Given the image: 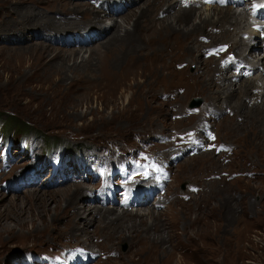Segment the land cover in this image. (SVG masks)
<instances>
[{"label":"rangeland","instance_id":"obj_1","mask_svg":"<svg viewBox=\"0 0 264 264\" xmlns=\"http://www.w3.org/2000/svg\"><path fill=\"white\" fill-rule=\"evenodd\" d=\"M169 1L179 2L178 8L195 5V24L204 18H221L227 10L243 14L237 17L243 20L240 26L232 18L225 23L208 21L199 36H190L195 40L186 41L176 30L161 36L150 34V27L161 21L156 17L160 11L156 10L157 0H62L64 4L48 7V0H39L34 1L36 8L56 23L48 27L39 17L41 21L33 24L43 34L30 27L20 29L11 40L15 31L5 33L0 28V219L19 233L17 240L0 241V264H34V257H41L39 262L65 258L64 264H87L80 249L91 257L97 254L92 264H159L164 259L159 240L155 239L159 246L154 248L130 231H147L151 239L152 235L172 233L174 238L164 245L177 243L169 253L183 264H228L227 255L224 259L221 253H212V248L214 244L226 248L225 239L240 219L248 235L240 264H264V104L257 103L262 98L255 94L264 89L263 39L255 38L258 44L251 45L254 30L242 6L211 8L193 3L184 7L181 0ZM28 2L34 5L33 0ZM127 3L128 10L120 6ZM151 6L149 15L139 20L142 7ZM113 8L123 11L113 16ZM96 9L105 18L107 30L114 27L105 37L116 29L121 34L124 29L137 30L142 40L134 41V50L131 44L121 50L109 47L110 38L99 39L95 33L89 36L85 32L86 39L74 36L99 28L83 27ZM159 14L164 15L163 11ZM166 18L173 24L178 21L175 12ZM219 23L223 24L218 27ZM7 27L17 30L10 24ZM226 31L228 36L214 39ZM150 39L155 47H163L161 63L156 64L148 52ZM192 42L194 51L187 52L182 44ZM135 43L140 47L135 49ZM220 43H229L239 58L247 55L253 74L234 77L232 67L223 66L221 59L205 57L208 47ZM256 45L258 48H252ZM188 85L192 86L190 92ZM11 116L17 118V125H9ZM209 130L212 136L207 135ZM188 139L208 140L216 149L225 144L232 151L201 149L193 155V143H185ZM142 147L148 151V155L141 154L147 156L145 163L167 165L171 180L158 200L145 196L152 205L126 210L136 213L149 208L157 219L149 216L141 224L140 216L127 217L125 227L119 222L124 227L121 230L114 217L122 211L103 205L96 197L103 189L102 174H115L116 162L123 157L133 160ZM178 154L180 159L170 160ZM147 182L141 180L140 186ZM77 187L81 188L80 198L74 194ZM54 197L61 200L55 202ZM69 202L74 204L66 206ZM82 205L79 225L89 230L74 233L70 219ZM97 208L117 210L105 214L106 228L98 226L102 214L94 215ZM205 210H209L207 222L217 239H190L202 225Z\"/></svg>","mask_w":264,"mask_h":264},{"label":"bare ground","instance_id":"obj_2","mask_svg":"<svg viewBox=\"0 0 264 264\" xmlns=\"http://www.w3.org/2000/svg\"><path fill=\"white\" fill-rule=\"evenodd\" d=\"M29 0H0V28H2V30L1 31H3V30H6L5 31V33H7L8 31H10V30H12V31H15V33L13 32V34L15 35V37H13V38H11V40H13V39H16L17 38V33L16 32H19V31H22V30H27V28H30V27H32V29H34V31L36 30V31H38V32H40V33H42L43 34V31H40L39 30V28H37L38 27V25L37 26H35L34 27V24L33 23H35V21L36 22H39V21H41L40 19H39V17H41V19H42V21H43V23L44 24H46L48 27H50L52 24H56L55 23V19H53L51 16H49L48 14H46L44 11H41L40 9H38V8H36V7H39V6H37V5H35V3H34V1L36 2V1H39V0H33V2H32V4H34V5H32V6H29L28 5V2ZM9 2H12V4L10 5L9 4ZM46 2V1H45ZM72 3V2H71ZM157 5H156V10L158 9V10H160L159 12H162L163 11V13H164V15H162V16H160V14H159V16H158V11L156 12L157 13V19H160L159 21H160V23L157 25V26H159V25H162L160 28L159 27H157L156 26V24H155V26L154 27H150L151 29L149 30V32H150V34H155V36H161V35H163V33H165L166 31L168 32V31H171V32H173L174 30H176V33H178V36H183V39H185L186 41H188V39H193V40H195V38L197 37V35L199 36L200 35V30L202 29V28H204V27H206L209 23H207L206 24V22H208V21H212V23L213 22H216V21H219L220 19L221 20H223V23H225V21L227 22V20H225V19H228V18H232V22H235V23H237L238 25L240 24V21L241 20H243V19H238L239 18V16H241V14L240 13H236V14H234V12L232 11V10H227V11H225L223 14H222V17L220 18V16L219 17H217V19L216 20H212V17L211 18H204L203 20H200V22L199 23H197V24H195L194 23V15L196 14V6L194 5V6H191V7H189L188 9H186V8H183V7H179L178 8V3L177 2H170L169 0H157ZM49 4H53V5H60V4H64L63 2H62V0H48V3L46 4V6L47 5H49ZM77 6H78V4H77ZM121 7H124V9H126V10H128L129 8L127 7L128 6V3H127V5H125V6H123V5H120ZM48 7V6H47ZM230 7V6H229ZM44 8V7H43ZM153 7L151 6L150 8H148V7H146V8H144V7H142V9H141V11L139 12V17H137L139 20H142L144 17H146V16H148L149 15V13H150V11H151V9H152ZM231 9H233L232 7H230ZM147 9H149V12L147 11ZM113 16H115V15H117L118 13L120 14L122 11H123V9H114L113 8ZM155 10V11H156ZM214 11V13H216V11L215 10H213ZM173 12H175V13H177V16H178V18H176L178 21H177V23H175V24H173L172 22H170L166 17H168V16H171L172 15V13ZM91 13H93L94 14V16L93 17H90V19L89 20H87V21H85V25L83 26V27H92L93 25H100L99 26V28H97V29H92V28H90V29H87V30H83V31H81V32H79V33H77V34H75L74 36H78V37H80L79 39H86L85 38V36H84V34H85V32H87V33H89V36H91L92 34H94L95 33V35L97 34L98 35V37H99V39H102L103 37H105V35H107V33H109V31L112 29V28H114V27H112V28H110L109 30H107V28H108V26L107 25H104V21H105V18H101L102 16H101V14H100V11L98 10V9H96L95 10V12L94 11H92ZM155 13V14H156ZM219 15V14H218ZM176 16V15H175ZM242 16H243V14H242ZM241 16V17H242ZM6 17H8V18H6ZM214 17V16H213ZM238 17V18H237ZM7 20H6V19ZM55 18V17H54ZM166 18V19H165ZM175 19V20H176ZM248 20H249V18H247ZM246 19V20H247ZM68 20V19H67ZM166 20H168V22L166 23ZM171 20V19H170ZM245 20V19H244ZM229 21V20H228ZM73 22H74V24H76L77 23V21H75V20H73ZM84 22V21H83ZM82 22V23H83ZM170 22V23H169ZM211 23V24H212ZM223 23H219L220 25L218 26V27H220ZM8 24H10V25H12V26H15V28L17 29V30H14V29H12V28H9L8 29V27H7V25ZM216 25V24H215ZM218 25V24H217ZM216 25V26H217ZM225 26V25H224ZM240 26V25H239ZM11 27V26H10ZM34 27V28H33ZM20 29H22V30H20ZM216 29V28H215ZM24 31L21 33V35H23L24 34ZM33 31V32H34ZM35 31V32H36ZM119 30H115V32L113 33V34H111V35H109V37L107 36V37H105L107 40L110 38V41H108L107 42V45H109V47H111V46H115V47H117L118 46V50H121V47L122 46H125V45H129V44H131V46H132V50H134L133 49V46H134V41L136 42V41H139V40H142L141 38H140V34L137 32V30H135L134 28L132 29V30H130V29H124V34H121V33H119L118 32ZM4 32V31H3ZM34 32V33H35ZM45 32V31H44ZM121 32V31H120ZM221 32H222V30H221ZM148 33V32H147ZM167 34V33H166ZM86 36H88L87 34H85ZM141 35H143V34H141ZM168 35V34H167ZM229 35V33H228V31H226L225 33H223V35L221 36V37H219V36H215L214 35V39H221V38H224V37H226V36H228ZM190 36H195V38H192V37H190ZM9 37H10V35H9ZM8 38V37H7ZM211 38L213 39V36H212V34H211ZM76 39V38H75ZM96 39V38H95ZM105 39V40H106ZM10 40V39H9ZM106 40V41H107ZM17 41H19V40H17ZM22 41V40H21ZM27 41V40H26ZM103 41H104V39H103ZM149 42H152L151 44H150V46H149V54H151V57H155V60H156V64L157 63H161V58L162 57H165V53H164V51H163V47H162V51H161V47H160V45H158V47H155L154 46V39H150L149 40ZM198 43V42H197ZM240 43V42H239ZM238 43V44H239ZM242 43H243V41H242ZM153 44V45H152ZM155 44H156V42H155ZM193 44V45H192ZM194 42H192L191 44H187V45H185V44H182L183 46H185L186 48H187V52H193L194 51ZM171 47H173L174 46V43L172 42V40H171ZM197 45V44H196ZM235 45V44H234ZM239 46V45H238ZM240 46L241 47H243V45L240 43ZM137 47H140V45H139V43H135V49H137ZM238 48V49H242V48ZM185 48V49H186ZM252 48H258V46L256 45V46H252ZM16 52H17V50H16ZM27 52V51H26ZM22 55V54H21ZM111 55V54H110ZM68 56V55H67ZM136 56V55H135ZM121 59V58H120ZM120 59L118 58V59H116V63L120 66L121 65V62H119L120 61ZM123 59V58H122ZM133 60H134V58H133ZM192 60V59H191ZM86 61V60H85ZM242 61H245V62H248L249 63V60H248V57H247V55L245 56V58H243V60ZM114 62V61H113ZM153 62V61H152ZM98 63V62H97ZM112 63V62H111ZM111 63H108L107 65L109 66V64H110V67H113V64H111ZM127 63H128V61H127ZM130 63V62H129ZM131 64V63H130ZM124 65H126V64H124ZM252 65V64H251ZM79 66V65H78ZM103 66V65H102ZM127 66V65H126ZM135 66V65H134ZM75 67V66H74ZM81 67V66H80ZM99 67H101V65L99 66ZM103 68V67H102ZM229 67H227V68H222V73L224 72V71H226V70H229L228 69ZM253 68H255V67H253ZM75 69V68H74ZM108 69H110V68H108ZM119 69V68H118ZM155 70L159 73V72H161L160 70H161V68L159 69V68H155ZM74 71V70H73ZM91 71V70H90ZM130 71H133V70H131L130 69ZM129 72V71H128ZM112 75H114L115 74V72L114 71H112V72H110ZM123 75V72H122V74H121V76ZM129 75V74H128ZM124 76V75H123ZM112 77V76H111ZM126 77H128V76H126ZM106 78V77H105ZM225 78V77H224ZM248 79H250V78H248ZM113 80V79H112ZM126 80V79H125ZM250 82H251V80H249ZM110 82V81H109ZM251 84V83H250ZM188 87H189V92L192 90V86H190V85H188ZM254 88V87H253ZM252 88V89H253ZM257 89V88H256ZM186 90H187V88H186ZM254 90V89H253ZM220 90H217L216 91V94H215V97H220ZM256 94V97L257 98H259V97H261L262 98V100H261V102H258L257 101V103L258 104H264V89L262 90V91H260V92H258V93H255ZM231 95V93L230 94H228V96H230ZM219 99H221V97L220 98H217V104L219 103ZM212 107H213V104L211 105ZM215 106V105H214ZM221 106V105H220ZM251 106V105H250ZM260 106V105H259ZM246 108H247V106H246ZM256 108V107H255ZM259 108V107H258ZM260 108H261V106H260ZM215 109V108H214ZM262 109V108H261ZM253 110V109H252ZM218 111V110H217ZM261 112H263V111H261ZM255 118V117H254ZM257 119V118H256ZM264 124V123H263ZM262 124V125H263ZM217 172V171H216ZM241 184V183H240ZM78 188V187H77ZM81 188L79 187L75 192H74V194H76V196L77 197H79L80 198V196H79V193L81 192V190H80ZM233 190H235V189H233ZM243 194V193H242ZM246 194V193H245ZM237 195V194H236ZM243 197V196H242ZM151 198V197H150ZM240 198V197H239ZM58 200L60 201L61 199H57V197H54V201L55 202H58ZM45 201H47V199L45 200ZM51 201V200H50ZM230 202H231V200H230ZM142 204H144L143 206H145V205H152L151 203H150V201H149V199H146V197H144L143 198V200H142V202H141ZM72 204H74L73 202H69V203H67V205L66 206H69V205H72ZM73 207V206H72ZM85 208V206H80V207H78V211L76 212V214H74V215H72V218L70 219V221H72L73 222V225H72V229L73 230H71V231H73L74 233H78V232H87L88 230H89V227L87 226L86 227V225H84L83 227H81L80 228V225H79V223H80V219H81V217H80V215L82 214V210ZM94 209V208H93ZM146 211L147 210V212H144V211ZM89 211H93V210H91V209H89ZM113 211H116L117 212V210H113V208L112 209H96L94 212V215H96V214H99V215H101L102 214V216H100L99 217V221H98V226L101 228V229H103V228H106V226H109L108 224H107V222H105V220L104 219H106V216H105V214L106 213H108V214H112L113 213ZM128 211H129V209H128ZM67 212V211H66ZM69 213V212H68ZM134 212L132 211V212H127L126 210L124 211H122V212H120L118 215H116L115 217H114V221L116 222V223H118L119 224V222H122V224H123V226L125 227V223H123V221L124 220H126V218L127 217H135V215H138V216H140V222H141V224H142V222H144L145 221V218L147 217H151L152 219H153V221H155L157 218H155V213H154V211H152V210H149V208L148 209H146V208H140V209H138L137 210V212L136 213H134ZM209 213V210H205L204 211V214H202V225L200 226V227H198V229L196 230V231H194L193 233H191L190 235H191V237H190V239H200V238H204V239H206V240H208V241H210L211 239H217V234H215V231H213V230H210L209 229V222H207V214ZM107 214V215H108ZM159 214H161V212H159ZM64 215V214H63ZM141 216H143V217H141ZM209 216H210V214H209ZM61 217V216H60ZM64 218V217H63ZM93 218V217H92ZM95 218H97L96 216H95ZM95 218H93L92 220H94ZM112 219V218H111ZM128 219V218H127ZM91 220V221H92ZM130 220V219H129ZM167 220V219H166ZM3 220H1L0 219V241H4V240H17V237H18V234L19 233H17L16 231H15V229L13 228V225H11V227H8L10 224L9 223H7V221H3ZM67 221H69L68 219H67ZM91 221L89 222L90 224H91ZM147 221V220H146ZM158 221V220H157ZM242 221V219H240L239 220V222H238V225H237V227L235 228V230L234 231H232V233H231V235H229V236H227V238L225 239V245H226V248L223 250V249H221L219 246H216L215 244L213 245L214 247L212 248V253H214V254H219V253H221L223 256H224V259L226 258V255H227V261H228V264H240V261L242 260H240V256L244 253V246L246 245V243H245V240H246V237L248 236H246V234L247 233H245L246 231L244 230V228H243V226H241L240 225V222ZM45 222V221H44ZM71 222V223H72ZM94 222V221H93ZM167 221H165L164 223L162 222H158V223H161L162 224V226H165V223H166ZM156 223V222H155ZM154 223V224H155ZM122 224L120 223L119 224V226H120V228H121V230H123L124 229V227L122 226ZM68 225V224H67ZM93 225H94V223H93ZM129 225V224H128ZM153 225V224H152ZM167 225V224H166ZM138 226V225H137ZM48 227V226H47ZM156 227V226H155ZM45 228V227H44ZM70 230V229H69ZM106 230V229H105ZM111 230V229H110ZM112 230H113V228H112ZM148 230V229H147ZM156 230V229H155ZM40 231V230H39ZM130 231V230H129ZM72 233V232H71ZM118 233H119V231H118ZM118 233H116V235H118ZM123 233V232H122ZM158 233V232H157ZM105 234H108L107 233V231H105ZM7 235V237L5 238V236ZM71 235V234H70ZM116 235H115V237H116ZM130 235H132V236H138V238L137 239H139V240H141V239H143V240H145V244H147V243H149V242H151V243H149L151 246H153L154 248H157V246H159V241H160V244H162V245H160V246H162L163 247V252H162V255H166V256H163L164 257V259H162V261L159 263V264H183V262L181 261H176V258H174L173 257V255H172V253H173V251L170 249V248H172L173 246H175V245H177V243H174V241L173 242H171L168 246H165L164 244H166V243H168L169 241H171L173 238H174V235L172 234V233H168V235H167V237L166 236H164L163 234H157V235H152V236H154L153 237V239H151L150 238V235L147 233V231L145 232V233H141V232H139V231H130ZM101 238V237H100ZM114 239H116V238H114ZM155 239H157V240H159V241H157V240H155ZM227 239H229L230 240V243H227ZM105 240V239H104ZM137 241V240H136ZM194 241V240H193ZM200 241V240H199ZM205 242V241H204ZM153 243V244H152ZM174 243V244H173ZM206 243V242H205ZM137 244V243H136ZM228 244L230 245V247H228ZM144 245V244H143ZM148 245V244H147ZM116 246V245H115ZM165 246V247H164ZM133 247V246H132ZM136 247V246H135ZM206 247V246H205ZM148 248H149V246H148ZM134 249V248H133ZM205 251H207V254L210 256V253L208 252V250L207 249H204ZM203 250V251H204ZM108 251V250H107ZM148 251V250H147ZM169 251H172V253H169ZM176 252V251H175ZM221 256V255H220ZM179 257V256H178ZM182 258V257H181ZM218 260V259H217ZM78 261V260H77ZM219 262V261H218ZM216 263V262H215ZM121 264V263H120ZM138 264H141V263H139L138 262ZM242 264H243V262H242Z\"/></svg>","mask_w":264,"mask_h":264},{"label":"trees","instance_id":"obj_3","mask_svg":"<svg viewBox=\"0 0 264 264\" xmlns=\"http://www.w3.org/2000/svg\"><path fill=\"white\" fill-rule=\"evenodd\" d=\"M16 121H17V118L14 117V116H11L10 124H9V125H14V124H16ZM16 125H17V124H16Z\"/></svg>","mask_w":264,"mask_h":264},{"label":"clouds","instance_id":"obj_4","mask_svg":"<svg viewBox=\"0 0 264 264\" xmlns=\"http://www.w3.org/2000/svg\"><path fill=\"white\" fill-rule=\"evenodd\" d=\"M96 259H97V258H96ZM96 259H95V260H96ZM95 260H94V261H95ZM94 261H93V262H94ZM93 262H92V263H93ZM92 263H91V264H92Z\"/></svg>","mask_w":264,"mask_h":264},{"label":"snow or ice","instance_id":"obj_5","mask_svg":"<svg viewBox=\"0 0 264 264\" xmlns=\"http://www.w3.org/2000/svg\"><path fill=\"white\" fill-rule=\"evenodd\" d=\"M213 139H214V137H213Z\"/></svg>","mask_w":264,"mask_h":264}]
</instances>
